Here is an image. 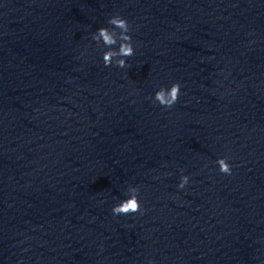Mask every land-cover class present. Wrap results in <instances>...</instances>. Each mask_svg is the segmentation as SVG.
I'll return each instance as SVG.
<instances>
[{
	"label": "clouds",
	"instance_id": "clouds-1",
	"mask_svg": "<svg viewBox=\"0 0 264 264\" xmlns=\"http://www.w3.org/2000/svg\"><path fill=\"white\" fill-rule=\"evenodd\" d=\"M108 24L113 27H100L92 34V39L99 44L101 41L107 49L103 52L102 60L105 67L115 64L119 68L128 67L126 63L127 57L135 54V49L132 42V36L129 34L131 29L128 21L116 14L108 20ZM117 29L119 31H117ZM119 45L118 49L113 46ZM181 94V85L179 82H174L169 88L161 87L154 94V101L165 109L172 108L178 101ZM218 164L219 172L225 175L232 174V167L228 163L226 157L219 158ZM189 183V176L184 175L178 184L179 189H184ZM139 188L130 186L127 189V198L114 205L112 208L113 215H129L140 212L142 214V206L139 200Z\"/></svg>",
	"mask_w": 264,
	"mask_h": 264
}]
</instances>
